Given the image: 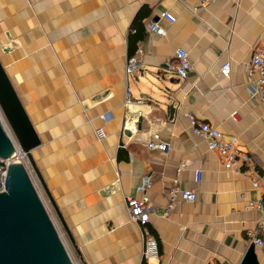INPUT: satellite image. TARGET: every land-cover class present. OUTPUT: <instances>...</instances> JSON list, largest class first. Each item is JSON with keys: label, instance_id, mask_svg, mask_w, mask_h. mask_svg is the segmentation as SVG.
<instances>
[{"label": "crops", "instance_id": "1", "mask_svg": "<svg viewBox=\"0 0 264 264\" xmlns=\"http://www.w3.org/2000/svg\"><path fill=\"white\" fill-rule=\"evenodd\" d=\"M153 22L163 36L149 29ZM178 48L192 63L185 78L166 69ZM260 48L264 0H0V61L40 139L32 156L81 264H141L143 228L159 247L144 264L242 263L252 245L247 232L264 221V211L245 208L264 199L252 187L264 179V99L247 75ZM131 56L137 69L127 74ZM127 89L140 100L129 110ZM126 111L142 116L137 131L123 135ZM184 112L236 138L249 166L226 170ZM154 133L164 151L147 147ZM181 161L187 168L177 174ZM145 173L154 178L155 211L140 226L125 198L137 195ZM172 186L195 190L196 200L163 216ZM254 254L264 264L259 247Z\"/></svg>", "mask_w": 264, "mask_h": 264}, {"label": "water", "instance_id": "2", "mask_svg": "<svg viewBox=\"0 0 264 264\" xmlns=\"http://www.w3.org/2000/svg\"><path fill=\"white\" fill-rule=\"evenodd\" d=\"M0 110L16 142L15 145L0 122V160L10 161L5 190L0 192V264H73L25 165L19 160L29 161L68 243L80 256L34 161L32 150L40 139L1 61ZM241 264H258L253 244Z\"/></svg>", "mask_w": 264, "mask_h": 264}, {"label": "built area", "instance_id": "3", "mask_svg": "<svg viewBox=\"0 0 264 264\" xmlns=\"http://www.w3.org/2000/svg\"><path fill=\"white\" fill-rule=\"evenodd\" d=\"M216 0H201L203 4L209 2H215ZM160 17L166 19L169 22H174V16L168 11H162L160 13ZM149 29L161 36L165 34L164 29L157 23L153 22L149 25ZM137 69V60L134 56H131L127 59L126 62V73L131 74ZM166 69L170 72H173L179 78H185L187 74L192 69V63L189 59L188 53L183 48H178L175 51V60L174 62H168L166 64ZM221 72L225 76H229L231 72L230 62H225L220 67ZM247 75L253 78L254 84V95L257 97L264 99V48L257 49L250 58L248 67H247ZM134 101L130 96L129 90L125 91V96L123 100V106L129 110ZM234 115V113L232 114ZM141 114L138 112H130L126 111L122 123L121 133L124 135L125 132L129 134H133L137 131L138 123L141 120ZM189 123V128L192 133L206 141L207 148L211 151H214L218 154L221 164L226 170L241 173V168L243 166H249L251 157L249 154L242 150L238 144L236 138H226L220 130H218L214 125L210 122H206L203 120H199L197 116H195L191 112H184L182 114ZM103 119L107 118V115L102 116ZM0 122L6 132V134L10 137L13 143H15V138L13 133L5 120L1 110H0ZM147 147L149 149H157L164 151L166 149V143L161 140L160 135L157 133L152 134L151 139L147 142ZM22 161V159H19ZM9 160H0V192L5 190V183L7 177V167L9 164ZM23 162V161H22ZM25 165L28 175L33 183V186L43 203L47 213L49 214L66 250L67 248V239L61 229V227H57V221L52 211V208L49 204V201L40 185L33 179V174L29 170L27 164L23 162ZM187 168V163L185 161H181L176 168L177 174L182 172ZM202 176V171L197 169L194 171V180L195 182H200ZM153 175L151 173H145L141 176L139 183L136 186L137 195H128L125 198L128 217L131 222L137 223L140 226H144L149 221V216L152 214L155 209L152 206L148 191L153 185ZM252 187L254 189H263L264 190V179L262 177H256L252 180ZM196 191L193 189H184L179 188L177 186H172L169 190V200L168 203L161 208V214L163 216L169 215L171 211L174 209L176 204L180 201L185 202H193L196 200ZM243 197V194H241ZM245 208H254L259 211H264V199H256V200H248ZM143 231V250H142V263H148L151 260H155L159 257V247L158 241L155 237L151 236L145 228ZM247 236L249 241L254 246L259 247L264 254V221H259L256 228L249 230L247 232ZM73 252V251H72ZM69 253V252H68ZM70 255V253H69ZM71 260L73 264H81L79 260L76 258L75 254L71 256Z\"/></svg>", "mask_w": 264, "mask_h": 264}, {"label": "rangeland", "instance_id": "4", "mask_svg": "<svg viewBox=\"0 0 264 264\" xmlns=\"http://www.w3.org/2000/svg\"><path fill=\"white\" fill-rule=\"evenodd\" d=\"M22 161L23 162H25L26 164H27V166H28V168H29V170L31 171V173L33 174V179H34V181L37 183V177H36V175H35V173H34V171L32 170V168H31V165H30V163H29V161L25 158V159H22ZM53 211V210H52ZM55 215V214H54ZM56 218V217H55ZM56 221H57V219H56ZM60 225H59V223H58V221H57V227H59ZM67 248H68V252L70 253V255L71 256H73V250H72V247H71V245L68 243V241H67Z\"/></svg>", "mask_w": 264, "mask_h": 264}, {"label": "trees", "instance_id": "5", "mask_svg": "<svg viewBox=\"0 0 264 264\" xmlns=\"http://www.w3.org/2000/svg\"><path fill=\"white\" fill-rule=\"evenodd\" d=\"M139 15V14H138ZM140 17V16H139ZM139 17H137V18H139Z\"/></svg>", "mask_w": 264, "mask_h": 264}]
</instances>
